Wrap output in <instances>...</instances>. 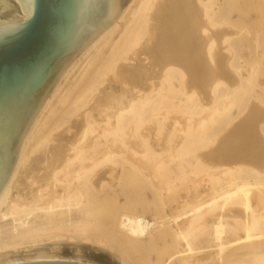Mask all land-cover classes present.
Listing matches in <instances>:
<instances>
[{
  "label": "bare ground",
  "instance_id": "bare-ground-1",
  "mask_svg": "<svg viewBox=\"0 0 264 264\" xmlns=\"http://www.w3.org/2000/svg\"><path fill=\"white\" fill-rule=\"evenodd\" d=\"M15 1L19 21L28 19ZM162 1L133 0L63 71L0 195V264L22 244L66 237L125 257L148 238L156 257L139 252L130 264H264V139H239L264 123V110L253 105L235 122L258 97L226 82L228 66L237 69L231 12L220 0ZM123 178L174 210L158 239L156 224L130 209L117 226L107 211L104 229L100 193Z\"/></svg>",
  "mask_w": 264,
  "mask_h": 264
},
{
  "label": "water",
  "instance_id": "water-1",
  "mask_svg": "<svg viewBox=\"0 0 264 264\" xmlns=\"http://www.w3.org/2000/svg\"><path fill=\"white\" fill-rule=\"evenodd\" d=\"M20 2L28 19L19 21L16 5L0 0V195L14 169L18 149L51 98L57 76L69 70L104 29L120 22L124 0Z\"/></svg>",
  "mask_w": 264,
  "mask_h": 264
},
{
  "label": "rangeland",
  "instance_id": "rangeland-1",
  "mask_svg": "<svg viewBox=\"0 0 264 264\" xmlns=\"http://www.w3.org/2000/svg\"><path fill=\"white\" fill-rule=\"evenodd\" d=\"M263 1L264 0H257V1L256 0H220V9L221 10L227 9L231 12V15H230L231 16V22L234 24V25H229L227 27L228 29L227 28L226 29L228 30L229 34L231 33L230 38H231V40H233V42L235 44V54L236 55L233 57L232 63L235 64L237 69L228 66V71H229L231 77L226 82L229 85L232 82H235L234 83L235 85H230L232 88L231 90H235V88H238L241 85L245 86V87L246 86L252 87L253 89L255 88L254 94H256V96L258 97L257 99L253 98L254 100L251 99V101H248L247 98L244 100L243 106H244V109L246 112L244 111L245 113H243V115H241L240 117H237L238 119L235 121L236 123L239 120H241L244 116H248V114L251 113L253 105H256L259 108L261 107L260 109L264 110V53H263L264 52V2ZM13 2H15L14 4L16 5L17 2L15 0H13L12 3ZM162 2L163 1L161 0V3ZM131 3H133V0H124L123 5H122V9H121V13ZM156 8H158V6ZM156 8L154 9V13H156L155 12L157 10ZM172 8H174V6ZM17 9L19 10V19H22L21 10L19 8H17ZM160 14H162V13H160ZM167 14L171 15V12L169 11ZM167 21H163V23L165 22L164 24L168 25ZM222 47H224V45H222ZM76 58L74 59V61L81 58V53ZM85 59L86 58H83L80 61V63H79L80 66H79V64L77 66L78 68H81L82 63L84 64L83 61H85ZM141 60H142V62H141L142 65H144V66L146 65L147 67H150L152 59L147 62L145 57L141 56ZM143 62H145V63H143ZM78 68H77V70H78ZM151 69H153V68H151ZM230 69H232V70H230ZM77 70L76 69L73 70L74 71V73L72 72L73 75L70 73L69 76H71V77L75 76ZM155 71H157V68ZM62 73L57 76L53 90H55L56 84L58 83V80H60V76L62 75ZM250 73L253 74V79L250 82H248L247 78L249 77ZM71 77H70V79H71ZM63 84H65V83L63 82ZM63 87H64V89L66 88V86H63ZM256 101H258V102H256ZM234 113H235V115H237V113H238L237 110H234ZM246 127L245 128L247 131L245 130V128H243V130L241 132V136H240L242 138H239L240 140L244 141L247 138L249 139L250 137H253L257 133H258V136H261L264 139V123H261L260 125L255 124V127H252V128L250 127V130H249V126H246ZM243 132H245V133H243ZM249 134H250V136H249ZM251 134L253 136H251ZM21 146H22V144H21ZM21 146L17 151V159H18V156H19L21 148H22ZM16 163H17V160H16ZM16 163H15V165H16ZM27 169H28V166H27ZM23 171H25V168L23 169ZM106 175H108V174H106ZM19 177L23 179V176L21 174L19 175ZM19 177H18V180H19ZM22 179H21V181H22ZM127 181H128V178H123L121 180H118L117 185L115 187H113V189L110 187H106L100 193V195L102 196V202H103V203L101 202V223H102V225H103V223H106L103 225L104 229L111 228L110 227L111 226L110 220L107 219L109 217L108 212L114 211L115 213L114 212L113 213L115 215L116 214L118 215V213L120 212V214L118 216L116 215V219H115V224L117 226L119 224L118 220L120 218V215L124 214L125 212H127L130 209L129 212L141 214L148 221L156 224L155 227H157V228L156 229L153 228L155 231L152 230L153 232L151 233V235L153 236V234H154L155 236H157V239H158V234L160 233L159 230L165 226H168L166 224V222H167L166 220L168 219V216L169 217L171 216L170 212H172L174 210H172V211H171V209L170 210L166 209L165 211L162 210L161 207L158 206L159 205L158 201L154 197V192L151 191L152 190L151 188H149V187L148 188L147 187H145V188L144 187H138L134 184L127 185L126 184ZM126 202H127V204H126ZM115 207H117V208H115ZM132 207H135V208H132ZM134 209H135V212L133 211ZM103 212H104V214H102ZM106 212H107V214H106ZM103 217L104 218L106 217V218L104 219ZM102 220H104L105 222H102ZM107 220H109V221H107ZM33 221H36V223L40 222L39 218H37ZM157 221L158 222L161 221V222H159L157 224ZM162 225H164V226H162ZM105 226L108 228H106ZM157 229H158V232H157ZM119 231H122L123 233L125 232L124 229H122V228H119ZM117 234L118 233H116V231H114L112 233V236H116ZM155 236H153V237H155ZM147 239L148 238L145 239V243H143V245L141 246V249H140L141 251H139V252H141L143 255L144 254L149 255L146 252L151 251L150 255L152 252L153 253L151 256L150 255L149 256L151 258H155L156 257L154 255L155 251L153 249L155 246L152 247V246L148 245L149 240L147 242ZM83 240L82 239H80V240L75 239L74 240L73 238L66 237V238L61 239V240L52 239V240L47 241V242L44 241L42 244L38 243V244L33 245L31 243H25V245L22 244L23 246L20 245V246L16 247L15 248L16 250L15 249L10 250V253H12V256L8 257L7 259L6 258L3 259L1 261V264H4V263L6 264L7 262H10V261L25 262L28 260H34L35 258L37 259L38 256H41V255L47 256V258L53 257V258L65 259V260H78L84 264H123V263L124 264H130L129 260H131V258L133 259L135 256H137L139 254V252H137L135 254L134 253L135 251H132V252L129 251L130 256L125 257L120 251H118L116 249H114L112 251L110 249V247L109 248L104 247V246L100 247L94 243H88L85 240H84L85 241L84 242ZM78 241H80V242H78ZM157 242L159 245L162 243L161 245L163 246L162 240H160V242L158 240ZM79 243H81V244L79 245ZM162 246H160V247H162ZM126 258H128V259H126Z\"/></svg>",
  "mask_w": 264,
  "mask_h": 264
}]
</instances>
